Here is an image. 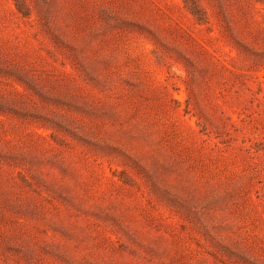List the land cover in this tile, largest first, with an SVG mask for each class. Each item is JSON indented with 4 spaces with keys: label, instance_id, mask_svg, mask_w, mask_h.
Listing matches in <instances>:
<instances>
[{
    "label": "rangeland",
    "instance_id": "rangeland-1",
    "mask_svg": "<svg viewBox=\"0 0 264 264\" xmlns=\"http://www.w3.org/2000/svg\"><path fill=\"white\" fill-rule=\"evenodd\" d=\"M0 264H264V0H0Z\"/></svg>",
    "mask_w": 264,
    "mask_h": 264
}]
</instances>
